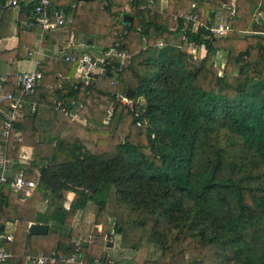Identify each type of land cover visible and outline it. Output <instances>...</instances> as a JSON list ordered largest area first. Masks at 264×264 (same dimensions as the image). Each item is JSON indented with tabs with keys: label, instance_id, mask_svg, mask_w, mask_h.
I'll use <instances>...</instances> for the list:
<instances>
[{
	"label": "trees",
	"instance_id": "16d2710c",
	"mask_svg": "<svg viewBox=\"0 0 264 264\" xmlns=\"http://www.w3.org/2000/svg\"><path fill=\"white\" fill-rule=\"evenodd\" d=\"M232 1L52 0L73 17L71 32L47 34L43 84L27 96L25 115L11 131L7 155L14 169L39 182L24 198L0 196V234H13V240L1 241L14 253L5 264H26L28 255L52 251L81 256L80 262L55 264L111 260L106 249L113 234L121 235L122 248L138 254L110 264H264V0H235L225 36L189 25L186 36L197 45L196 56L174 19L191 8L210 22ZM34 9V3L19 9L0 0V38L18 36L14 47L0 51L6 62L27 59L28 47L36 44L37 27L24 25ZM93 34L95 41L88 40ZM79 38L105 49L119 41L132 60L114 84L111 69L99 78L85 122L67 117L56 140H39L33 121L54 111L44 91L58 72L75 74L76 63L66 56L76 52L71 44ZM161 39L167 42L163 47ZM220 50L228 52L222 72L216 65ZM130 88L136 110L116 99ZM111 102L113 115L105 122ZM25 144L36 152L21 163ZM70 192L74 197L67 206ZM92 203L98 211L91 222L102 230L81 241ZM43 204L47 231L22 230L21 209ZM12 219L16 224L10 228ZM150 246L158 247L159 256L144 255Z\"/></svg>",
	"mask_w": 264,
	"mask_h": 264
},
{
	"label": "built area",
	"instance_id": "2783aa9c",
	"mask_svg": "<svg viewBox=\"0 0 264 264\" xmlns=\"http://www.w3.org/2000/svg\"><path fill=\"white\" fill-rule=\"evenodd\" d=\"M146 1L150 5L155 2V0ZM32 3H34L35 9L29 21L24 22L25 26H35L38 29L36 44L29 46L27 49L28 58L32 60V67L20 70L16 74H0V116H2L0 118V196L10 191L19 193L24 198L32 194L38 185V178L28 179L24 169H14L13 159L7 155V148L14 123L25 115L27 96L34 94L43 84L44 72L40 69V65L49 56V47H46L47 34L65 29V26H69L73 19L63 8L53 7L52 0H5V7L21 9ZM194 6L193 3L192 8ZM224 8L229 9V13L219 23L214 21L205 22L193 9L180 11L174 15V19L180 20L179 23L182 25V39L187 41L186 44L189 45L190 52L195 56L197 45L195 42H189L186 36L189 25H192L194 30L205 27L217 37L225 36L231 29L229 19L235 14V2L225 4ZM166 43L164 39H161L158 46L163 47ZM71 45L76 48V52L66 56V60L76 63L75 74L65 75L58 72L56 82L50 83L43 95L54 111H60L72 120L85 122L84 110L90 102V95L98 84L99 78L106 74L108 69H111V84L117 82L124 67L132 60V54L124 50L119 41L106 49L93 43H87V49L82 48L84 47L82 43ZM146 47L145 44L144 48ZM59 50L60 47L57 45L54 52ZM9 85H12L13 88H9ZM80 86L82 90L78 92ZM73 92H76V94H73ZM116 99L133 110L137 109L134 100L127 94L119 93ZM36 109L37 102H34L32 111L35 112ZM113 110L114 106L112 105L107 110L105 122L111 118ZM17 135L18 139L22 140V135ZM25 157L27 155L22 154V158ZM113 238L111 237L112 241ZM2 240H13V234H0V264H5L8 259L14 256V253L1 244ZM27 260L29 263L44 264L49 261L55 264L58 261L80 262L81 256L77 254H57L52 251L51 254L42 252L36 257L28 255ZM109 261L105 258L103 260L95 258L92 264H110Z\"/></svg>",
	"mask_w": 264,
	"mask_h": 264
},
{
	"label": "crops",
	"instance_id": "0c3cea01",
	"mask_svg": "<svg viewBox=\"0 0 264 264\" xmlns=\"http://www.w3.org/2000/svg\"><path fill=\"white\" fill-rule=\"evenodd\" d=\"M235 0H233L231 3H233ZM193 4V3H192ZM225 4L221 7H219L217 9V14L215 13L213 16L212 21L219 23L220 21L225 19V16L227 14V12L225 11L224 8ZM38 33V31H37ZM3 39H8L11 40L13 39L14 41L12 42L11 46H6L9 48L14 47L17 43H18V36H16V34H13L12 36H7L4 38H0V40ZM2 45V44H1ZM0 45V50H2L3 47H1ZM57 48V46H54L53 51ZM6 49V48H3ZM206 53L205 49H201V55L204 56ZM228 58V52L226 50H220L217 53L216 56V65L218 66V68L220 67H224L226 64ZM9 65V68L7 70H5L4 72H1L0 74H8V73H13L14 71L18 72L20 70L23 69H29L32 67V60H30L28 57L27 59H23V60H14L12 62H8L7 63ZM43 112L45 113V110H43ZM66 118L67 116L60 112V111H53L48 113L47 115H39L38 117L35 118V121H33L34 126L37 128L38 134L37 137L39 140L42 141H52V140H56L57 139V133L59 132L60 129L64 128L65 124H66ZM22 154H26L27 157L22 158ZM35 155V147L30 145V144H25L22 146L21 150H20V162L21 163H26L29 160L33 159ZM18 163V161H16ZM12 192L7 191L6 194H10ZM74 197V193L70 192L69 193V201L67 202V206L69 205L70 201L72 200V198ZM46 208V204H43L41 207L39 208H34V207H28L26 206V208L21 209L20 212V216L18 219H21V221L24 223V225L22 226V230H26L27 233L29 226L31 225V223H45L44 222V209ZM90 213L86 214V218L84 220V229L88 228L90 229V226L92 224L91 222V218L88 216ZM83 217V211H80L75 219V225H78L79 220ZM16 222V221H15ZM15 222L13 223H9L8 227L12 225L15 226ZM100 228L102 227L101 225H99ZM85 229V231H86ZM133 258V257H130ZM112 259L115 261L114 257H112ZM124 259V258H121ZM119 260V259H116ZM28 264V262L26 263Z\"/></svg>",
	"mask_w": 264,
	"mask_h": 264
},
{
	"label": "rangeland",
	"instance_id": "374dc122",
	"mask_svg": "<svg viewBox=\"0 0 264 264\" xmlns=\"http://www.w3.org/2000/svg\"><path fill=\"white\" fill-rule=\"evenodd\" d=\"M15 12L16 11L14 10L13 13H15ZM216 14H217V12H216ZM131 19H132V16L130 14L126 13L125 16H124V20L126 22H130ZM13 20H10V22L8 23L7 30L11 26ZM60 32H62V33H68L69 32L70 33L71 32V28L69 26H65V29H61ZM71 38L74 41H76L75 40V36H73L72 34H71ZM95 38H96V36L94 34L88 36V40L91 39V40L95 41ZM83 40H84L83 38H79L78 42L84 44L83 45L84 47L81 46L82 48L87 49L88 48L87 43L85 41H83ZM13 41H14L13 39H11V40L3 39V40H0V45L2 44L1 47H3V48H9V47H6V46H11ZM49 45H50L49 42L46 41V47L47 46L49 47ZM97 46H99V45H97ZM3 48H2V50H3ZM2 50H0V51H2ZM7 63L8 62H6L4 59L0 58V73L4 72L5 70H7L9 68V65ZM219 70L222 72L224 70V67H220ZM140 100L142 102H144L143 98H141ZM112 105L114 106L113 102L110 103V105L108 106L107 110H109V108ZM49 112H50V110H49ZM35 152H36V150H35ZM68 201H69V198H68ZM90 206H91V208L89 210L90 214L88 216L91 218V221L93 222V220L96 218L95 216L97 214L98 209H97V206L94 203H92ZM110 224H111V227H112L113 224H114V218H110ZM9 227L11 228V226H9ZM95 227H100V226L98 224H91L90 229H88V228L86 229L85 228L86 231L84 229V231H83L84 235L82 236L81 241L83 239H85L88 235H93L94 233H97V231H99V230H95ZM113 237H114L113 238L114 240L112 241V246H110V247H108L106 249L107 252H108V255H110V258H111V260L109 261L110 263L112 261H114L112 259V257H114V259L116 260V259H121V258L129 259L130 257L137 256L138 252L136 250L129 249V248H122V246H121V235L120 234H113ZM142 252L146 256H148L149 254H152L154 257L159 256V254H160L157 246H154V247L150 246L149 248H147L145 251H142Z\"/></svg>",
	"mask_w": 264,
	"mask_h": 264
},
{
	"label": "water",
	"instance_id": "95a60500",
	"mask_svg": "<svg viewBox=\"0 0 264 264\" xmlns=\"http://www.w3.org/2000/svg\"><path fill=\"white\" fill-rule=\"evenodd\" d=\"M125 16V15H124ZM262 19V17H260ZM134 94V90L132 88H130L127 92L128 96H133ZM12 222H15L14 219L11 220ZM4 229V225H0V232ZM47 231V224L45 223H31V225L29 226L28 232L32 233V234H42L45 233Z\"/></svg>",
	"mask_w": 264,
	"mask_h": 264
},
{
	"label": "clouds",
	"instance_id": "9594fccd",
	"mask_svg": "<svg viewBox=\"0 0 264 264\" xmlns=\"http://www.w3.org/2000/svg\"><path fill=\"white\" fill-rule=\"evenodd\" d=\"M191 6H192V4H191ZM191 9V8H190ZM98 225H101V224H98ZM102 226V225H101ZM101 230H102V227L99 229V231H97V232H101Z\"/></svg>",
	"mask_w": 264,
	"mask_h": 264
},
{
	"label": "bare ground",
	"instance_id": "6f19581e",
	"mask_svg": "<svg viewBox=\"0 0 264 264\" xmlns=\"http://www.w3.org/2000/svg\"><path fill=\"white\" fill-rule=\"evenodd\" d=\"M56 252V251H55Z\"/></svg>",
	"mask_w": 264,
	"mask_h": 264
}]
</instances>
